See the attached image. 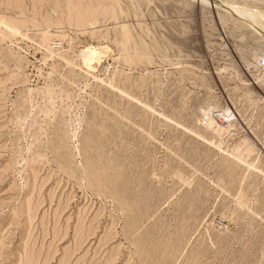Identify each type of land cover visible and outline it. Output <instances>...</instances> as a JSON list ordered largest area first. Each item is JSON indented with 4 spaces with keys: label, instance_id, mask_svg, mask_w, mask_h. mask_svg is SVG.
<instances>
[{
    "label": "rangeland",
    "instance_id": "1",
    "mask_svg": "<svg viewBox=\"0 0 264 264\" xmlns=\"http://www.w3.org/2000/svg\"><path fill=\"white\" fill-rule=\"evenodd\" d=\"M0 264H264V0H0Z\"/></svg>",
    "mask_w": 264,
    "mask_h": 264
},
{
    "label": "bare ground",
    "instance_id": "2",
    "mask_svg": "<svg viewBox=\"0 0 264 264\" xmlns=\"http://www.w3.org/2000/svg\"><path fill=\"white\" fill-rule=\"evenodd\" d=\"M242 16H243V15H242ZM244 16H245V15H244ZM88 53H89V52H88ZM88 53L85 52V53H84V57H85V60L87 61V65H88V66H91V62H90V59H89L90 56H89ZM93 53H94V52H93ZM93 53H92V54H93ZM95 54H96V53H95ZM82 56H83V55H82ZM93 56H95V55H93ZM93 56L91 55L92 58H93Z\"/></svg>",
    "mask_w": 264,
    "mask_h": 264
}]
</instances>
